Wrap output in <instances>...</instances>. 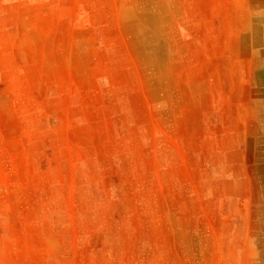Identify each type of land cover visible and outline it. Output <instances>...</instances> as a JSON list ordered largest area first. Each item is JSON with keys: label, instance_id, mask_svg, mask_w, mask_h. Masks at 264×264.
<instances>
[{"label": "rangeland", "instance_id": "obj_1", "mask_svg": "<svg viewBox=\"0 0 264 264\" xmlns=\"http://www.w3.org/2000/svg\"><path fill=\"white\" fill-rule=\"evenodd\" d=\"M97 1L0 0V264H253L264 174L238 166L228 112L190 124L187 70L173 109L157 31L92 29L140 18Z\"/></svg>", "mask_w": 264, "mask_h": 264}, {"label": "crops", "instance_id": "obj_2", "mask_svg": "<svg viewBox=\"0 0 264 264\" xmlns=\"http://www.w3.org/2000/svg\"><path fill=\"white\" fill-rule=\"evenodd\" d=\"M120 2L97 1L94 6L117 14ZM126 8L128 14H140L138 22L100 20L70 28L92 25L95 30H156L157 85L164 92L166 79L172 77L174 94H178L173 109L182 107L181 76H186L187 70L188 108L199 115V122L196 118L189 123L205 125L207 111L216 103L215 108L228 112L223 124L231 127L228 136L236 144L238 166L245 174H264V0H131ZM165 30L172 31L171 40L165 39ZM165 45L172 46V66L170 61L165 63L160 49ZM184 45L188 49L182 48ZM213 63L219 71L218 101L211 87ZM164 102L163 97L158 108H163ZM252 250L259 255L253 264H264V245Z\"/></svg>", "mask_w": 264, "mask_h": 264}]
</instances>
